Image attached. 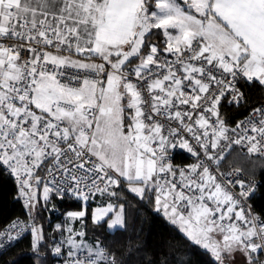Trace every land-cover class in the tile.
I'll use <instances>...</instances> for the list:
<instances>
[{"label": "snow or ice", "instance_id": "obj_1", "mask_svg": "<svg viewBox=\"0 0 264 264\" xmlns=\"http://www.w3.org/2000/svg\"><path fill=\"white\" fill-rule=\"evenodd\" d=\"M257 84L264 0H0V173L31 221L0 233V249L30 232L18 258L44 264L34 213L69 195L83 205L67 220L83 223L90 197L126 193L152 204L189 250L146 264H191L195 251L210 264H264V219L250 203L264 182L221 170L233 150L264 159V105L234 126L221 112L246 106L242 89ZM177 148L195 162L173 165ZM91 219L127 227L123 203ZM55 227L68 233L52 249L64 264H127Z\"/></svg>", "mask_w": 264, "mask_h": 264}, {"label": "trees", "instance_id": "obj_2", "mask_svg": "<svg viewBox=\"0 0 264 264\" xmlns=\"http://www.w3.org/2000/svg\"><path fill=\"white\" fill-rule=\"evenodd\" d=\"M161 36H159L160 40ZM248 98L246 106L239 109L233 107H224L221 109L224 119L229 126H233L239 119L244 117L252 108L258 105H264V87L246 86L242 89ZM224 165L233 168L242 169L246 177H250L254 172L257 182H264V160L255 156L240 154L233 150ZM17 189L13 179L6 173H0V228L12 219L25 216L21 202L16 198ZM119 205H125V218L127 227L125 229H115L109 231L106 226L94 224L91 219L92 204H87L88 215L84 222L74 221L75 227L82 230L85 236L82 237L85 245H93L96 241L105 246L108 250L116 253H122L117 259H123L127 264H146L147 260H156L158 262L168 259L171 261L174 256L178 258H187L189 250L185 247L180 234L175 231L173 226L167 222L160 213H157L152 204L147 200L139 201L126 193L121 195V199L106 197L103 204L109 202ZM251 203L259 215L264 219V184L257 190L256 195L251 199ZM82 203L75 199L64 200L60 204V211L50 216V223L42 209L34 213L35 222L38 226H43L44 239L41 242V255L45 257L44 264H55L54 257L50 253V246L61 243L65 240L64 233L56 231V225L67 226L66 213L69 211H79ZM53 228L52 235L48 231ZM32 235L24 236L14 246L9 247L0 254V264H9L16 260L17 264H33V261L24 256L18 258L20 252L30 251ZM67 249V245H64ZM211 257L203 255L200 251L191 253V264H210Z\"/></svg>", "mask_w": 264, "mask_h": 264}, {"label": "built area", "instance_id": "obj_3", "mask_svg": "<svg viewBox=\"0 0 264 264\" xmlns=\"http://www.w3.org/2000/svg\"><path fill=\"white\" fill-rule=\"evenodd\" d=\"M160 40H163V37L161 36V38H160ZM260 106H262V105H258V106H256V107H260ZM252 110V109H251ZM251 110L244 116V117H242L241 119H239L238 121H241V120H244L248 115H250L251 114ZM237 121V122H238ZM236 122V123H237ZM235 123V124H236ZM234 124V125H235ZM233 125V126H234ZM227 151V150H226ZM240 154H242V155H247L246 153H244V152H240V151H238ZM248 156V155H247ZM255 157H257V156H255ZM257 158H259V157H257ZM259 159H262V158H259ZM262 160H264V159H262ZM171 161H172V163H173V165H175V166H180V167H183V166H186V165H190V164H192V163H194L195 162V160H194V158L193 157H191V155L189 154V153H187L186 151H184V150H181V149H179V148H177V149H175V150H173L172 152H171ZM234 169H236V168H233V167H230V166H226V165H224V162H222V165H221V170L222 171H225V172H232ZM42 175H43V173H41ZM233 178H235V174L233 175ZM241 178H243V179H248V177H246L244 174H243V172H241ZM237 189H233V191H236ZM69 199H75L74 197H72V196H69V195H66L63 199H60V198H57V197H53L52 198V200H51V203L49 204V206H48V210H43L42 209V211H43V213L45 214V216H46V220H47V222L48 223H50V221H51V219H50V216L52 215V214H54V213H58L59 211H60V204L64 201V200H69ZM106 199V195H100L99 193H97L94 197H90V199H89V201L87 202V203H89V204H95V205H99V202L101 201V200H105ZM20 202H21V204H22V207H23V210H24V213H25V216H20V217H16V218H14V219H12L9 223H7L6 225H4V226H2L1 228H0V233H7L9 230H10V228H11V225L14 223V222H16V221H27L29 224H31V221L28 219V216L26 215V209H25V207L23 206V201L21 200V199H18ZM75 200H78V199H75ZM79 201H81V200H79ZM250 203H251V201H250ZM52 205H55V210H51V208H52ZM251 205H252V203H251ZM252 209H253V211L255 212V213H257V214H259L256 210H255V208L253 207V205H252ZM260 216V215H259ZM260 218L261 219H263L261 216H260ZM36 223V222H35ZM37 224V223H36ZM53 232H54V229L53 228H51L49 231H48V234L49 235H52L53 234ZM31 235V233L30 232H25L24 233V235H23V237L24 236H27V235ZM4 243H5V247L3 248V249H0V254L4 251V250H6V249H8L9 247H7V245H8V241H4ZM12 243H15V242H12ZM55 245H53V246H50V253L52 254V256L54 257V260H55V264H64V261H65V255H60V256H56L55 254H53V252H52V249H53V247H54ZM104 248L105 249H107L105 246H104ZM108 250V249H107ZM64 251H65V253L67 252V249H64ZM78 255L80 256V258L81 259H83L84 258V256H86L87 255V253L85 252V251H81V252H79L78 253Z\"/></svg>", "mask_w": 264, "mask_h": 264}, {"label": "rangeland", "instance_id": "obj_4", "mask_svg": "<svg viewBox=\"0 0 264 264\" xmlns=\"http://www.w3.org/2000/svg\"><path fill=\"white\" fill-rule=\"evenodd\" d=\"M106 197H107V195H106ZM78 201H79V200H78ZM80 202H81L82 205H83V202H82V201H80ZM87 204H89V203H87ZM101 205H103V200H101V201L99 202V205H98V204H97V205L93 204V205H92V208L95 209V208H97V207H100ZM92 211H93V210H92ZM68 226L73 227L76 231H82V230L78 229L77 227H75V225H74V223H73L72 221H69L68 225L65 226V227H68ZM111 229H112V228H111ZM67 235H68V233L65 231V232H64V238H66ZM80 239H82V238H77V242H78V243L80 242ZM84 244H85V242H84ZM235 264H243V259H242L241 257H239V256H236V258H235Z\"/></svg>", "mask_w": 264, "mask_h": 264}, {"label": "crops", "instance_id": "obj_5", "mask_svg": "<svg viewBox=\"0 0 264 264\" xmlns=\"http://www.w3.org/2000/svg\"><path fill=\"white\" fill-rule=\"evenodd\" d=\"M106 204H103V205H101L100 207H103V206H105ZM97 208H99V207H97ZM97 208H95V209H97ZM95 209H93V211H92V214H93V212L95 211ZM91 217H92V215H91ZM115 229H119V226H117L116 228H112V229H108L109 231H114Z\"/></svg>", "mask_w": 264, "mask_h": 264}]
</instances>
